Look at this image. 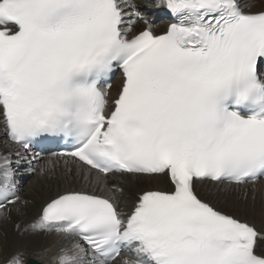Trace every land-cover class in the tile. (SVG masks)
I'll use <instances>...</instances> for the list:
<instances>
[{
    "label": "snow or ice",
    "instance_id": "obj_1",
    "mask_svg": "<svg viewBox=\"0 0 264 264\" xmlns=\"http://www.w3.org/2000/svg\"><path fill=\"white\" fill-rule=\"evenodd\" d=\"M156 7L0 0V264H264V0Z\"/></svg>",
    "mask_w": 264,
    "mask_h": 264
},
{
    "label": "bare ground",
    "instance_id": "obj_2",
    "mask_svg": "<svg viewBox=\"0 0 264 264\" xmlns=\"http://www.w3.org/2000/svg\"><path fill=\"white\" fill-rule=\"evenodd\" d=\"M149 2L152 3V6H154V2L156 3L157 0H149ZM138 6L141 8L142 11H144L146 14H148V17H154L155 14L150 11L149 8H145V4L141 1H136ZM149 10V12H147ZM162 22H160L159 25H161ZM142 24H138L137 28L142 27ZM115 85V84H114ZM45 157V159H47ZM31 175H29L30 177ZM34 176V177H33ZM35 176L38 178H35ZM145 185L141 182H136L134 184H129L126 186V192L132 193L136 191L138 188L144 187ZM159 186H162V182ZM57 188V183L55 180H50L47 177H42L37 174H33L28 181L22 186L21 184V196L22 198L31 201V204L28 209V214L25 217L26 220H30L33 216L36 215L38 212L40 206L43 204V202L53 194V192ZM261 191H264V188L259 187L257 189V195L259 196ZM228 204L230 206V210H234L235 208L239 207V203L229 198ZM259 205V204H257ZM257 211V210H255ZM255 211H249L246 213L248 215V218L252 220L254 223L257 224V226H264V217L255 215ZM55 239L54 236L50 237H22L18 236L15 232L14 227L9 224L6 228V234L0 233V247H2V255L7 256L11 251H13L16 248H25L29 252L32 248L35 246L42 244V243H51Z\"/></svg>",
    "mask_w": 264,
    "mask_h": 264
},
{
    "label": "rangeland",
    "instance_id": "obj_3",
    "mask_svg": "<svg viewBox=\"0 0 264 264\" xmlns=\"http://www.w3.org/2000/svg\"><path fill=\"white\" fill-rule=\"evenodd\" d=\"M136 1H141V0H136ZM141 2H142V1H141ZM142 3H143V2H142ZM147 12H149V10H148ZM33 177H34V176H33ZM35 178H37V177L35 176ZM37 179H38V178H37ZM258 208H259V205H257V209H256L257 211H255L254 214L257 215V216H261L260 213H259Z\"/></svg>",
    "mask_w": 264,
    "mask_h": 264
}]
</instances>
